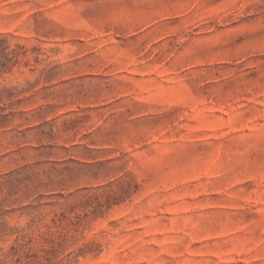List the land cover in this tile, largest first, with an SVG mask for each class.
I'll list each match as a JSON object with an SVG mask.
<instances>
[{
    "label": "rangeland",
    "instance_id": "obj_1",
    "mask_svg": "<svg viewBox=\"0 0 264 264\" xmlns=\"http://www.w3.org/2000/svg\"><path fill=\"white\" fill-rule=\"evenodd\" d=\"M0 264H264V0H0Z\"/></svg>",
    "mask_w": 264,
    "mask_h": 264
}]
</instances>
